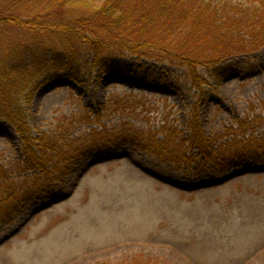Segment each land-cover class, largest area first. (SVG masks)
<instances>
[{
  "label": "rangeland",
  "instance_id": "1",
  "mask_svg": "<svg viewBox=\"0 0 264 264\" xmlns=\"http://www.w3.org/2000/svg\"><path fill=\"white\" fill-rule=\"evenodd\" d=\"M254 55L263 59L264 45ZM81 69L86 72L81 83L64 73L45 82L43 76L34 91L20 97L33 136L101 128L113 133L122 121L143 125L144 114L152 128L164 116L168 125L185 129L191 99L178 90L181 69L146 63L139 70L104 74L98 82L88 66ZM217 84L200 114L202 133L221 132L222 144L264 133V66ZM125 94L129 101L113 111L115 97ZM101 104L103 113L95 115ZM236 118L244 119L243 127ZM6 121L0 120V159L10 163L20 157L19 139ZM261 144H235L227 163L234 151L247 160L220 170L209 163L200 174L171 168L134 147L95 150L53 194L0 227V264H124L135 258L148 264H264V155L251 158Z\"/></svg>",
  "mask_w": 264,
  "mask_h": 264
},
{
  "label": "trees",
  "instance_id": "2",
  "mask_svg": "<svg viewBox=\"0 0 264 264\" xmlns=\"http://www.w3.org/2000/svg\"><path fill=\"white\" fill-rule=\"evenodd\" d=\"M263 45L264 0H0V120L14 128L21 154L15 162L0 159V227L32 202L52 194L78 162L103 147H134L171 168L198 174L209 163L220 170L247 160L234 151L227 163V152L244 140L262 143L255 146L252 157L250 152L247 156L264 155V133L222 144L221 132L207 137L199 122L211 88L223 77L264 66V58L254 55ZM80 55L84 61L78 60ZM237 55L244 60L231 62ZM146 63L182 70L178 90L191 99L185 129L176 122L180 130L168 125L164 116L152 128L144 114L139 118L143 125L122 121L113 133L101 128L77 135L60 131L57 137L45 132L33 136L18 105L43 76L45 82L64 73L81 83L86 74L81 68L88 66L98 82L104 74L139 70ZM27 82L29 91L24 88ZM123 96L128 94L115 97L113 111L119 112L120 103L129 101ZM102 105L95 115L103 113ZM235 122L244 125V119ZM124 264L148 262L135 258Z\"/></svg>",
  "mask_w": 264,
  "mask_h": 264
}]
</instances>
